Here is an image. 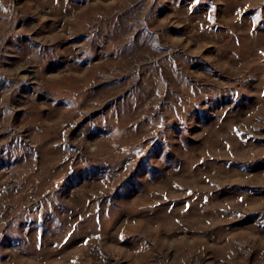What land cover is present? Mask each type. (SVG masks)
<instances>
[{
  "label": "rangeland",
  "instance_id": "rangeland-1",
  "mask_svg": "<svg viewBox=\"0 0 264 264\" xmlns=\"http://www.w3.org/2000/svg\"><path fill=\"white\" fill-rule=\"evenodd\" d=\"M0 264H264V0H0Z\"/></svg>",
  "mask_w": 264,
  "mask_h": 264
}]
</instances>
